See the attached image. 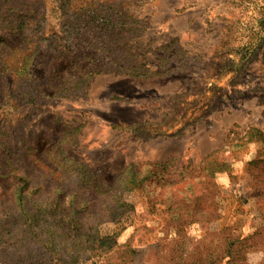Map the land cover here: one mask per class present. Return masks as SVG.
<instances>
[{"label": "rangeland", "instance_id": "rangeland-1", "mask_svg": "<svg viewBox=\"0 0 264 264\" xmlns=\"http://www.w3.org/2000/svg\"><path fill=\"white\" fill-rule=\"evenodd\" d=\"M133 2L146 31L139 59L164 74H100L86 98L46 99L39 112L28 107L3 111L0 124L11 137L26 123L35 132H46L37 139L40 146H53L51 137L61 128L53 120L48 127L42 117L44 109L58 113L62 125L81 126L77 144L63 146L67 154L112 181L130 163L169 160H174V178L185 169L194 176L208 154L231 146L249 128L264 132L263 64L256 57L250 60L247 51L256 42L258 8L264 0ZM48 6L47 31L61 36L52 1ZM0 55H6L4 47ZM32 68L44 76V66L34 62ZM124 123L147 125L140 132L115 127ZM224 156L226 166L215 186H200L201 208L194 222L170 220L163 204L152 211L144 191L126 194L133 207L118 242L139 251L136 264H205L209 254H221L228 226L245 235L261 232L244 254L246 264H264V139Z\"/></svg>", "mask_w": 264, "mask_h": 264}, {"label": "trees", "instance_id": "trees-1", "mask_svg": "<svg viewBox=\"0 0 264 264\" xmlns=\"http://www.w3.org/2000/svg\"><path fill=\"white\" fill-rule=\"evenodd\" d=\"M51 1L61 36L47 31ZM133 3L0 0V47L6 49V55H0V113L23 107L39 112L46 99L86 98L100 74H164L139 59L146 31ZM256 21V42L247 51L250 60L262 61L264 70V2ZM34 62L44 66V76L32 68ZM43 112L45 125L50 127L53 120L61 128L47 148L37 143L44 130L35 132L23 123L11 137L0 124V264H136L139 251L118 242L133 207L128 192L144 191L151 210L163 204L174 222H194L201 208L200 186H215V177L226 166L225 152L264 139L260 128H249L231 146L208 154L194 176L185 169L174 178V160H169L130 163L108 181L63 147L77 144L81 126L62 125L58 113ZM124 125L140 132L147 124L115 127ZM108 224L117 227L106 231ZM229 227L221 254H209L205 264H246L245 249L261 232L245 235Z\"/></svg>", "mask_w": 264, "mask_h": 264}]
</instances>
